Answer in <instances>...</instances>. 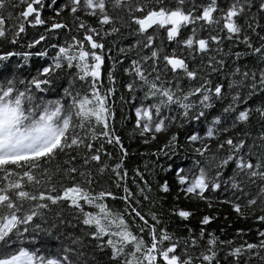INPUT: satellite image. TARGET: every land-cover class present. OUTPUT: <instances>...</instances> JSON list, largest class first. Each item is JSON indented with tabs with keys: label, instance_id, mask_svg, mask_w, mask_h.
Instances as JSON below:
<instances>
[{
	"label": "snow or ice",
	"instance_id": "6c2138e0",
	"mask_svg": "<svg viewBox=\"0 0 264 264\" xmlns=\"http://www.w3.org/2000/svg\"><path fill=\"white\" fill-rule=\"evenodd\" d=\"M0 70V264H264V0H0Z\"/></svg>",
	"mask_w": 264,
	"mask_h": 264
},
{
	"label": "trees",
	"instance_id": "16d2710c",
	"mask_svg": "<svg viewBox=\"0 0 264 264\" xmlns=\"http://www.w3.org/2000/svg\"><path fill=\"white\" fill-rule=\"evenodd\" d=\"M33 30H29V35H31ZM16 50H21L19 48H17ZM20 58L19 57H13L11 58V62L9 63V71L11 69V65L12 63H15L17 61H19ZM42 61L40 60V58H36V57H33L31 59V66H32V69H35V67L38 65V64H41ZM106 66H107V61H105V65L102 66V75H104L106 73ZM25 75L28 74V70H25L24 73ZM0 75H3V70H0ZM116 75H117V80H118V84H117V88L119 89V81H122L123 79V74L117 70L116 71ZM123 90L122 89H119V91L116 93V96L114 97L115 99L118 100L121 92ZM122 107V105H120L119 103H117L116 105V115H115V126H116V129H117V132L118 134H120L122 136V138H124V142L126 145H130L129 147V157L126 159V166L128 165H133V166H137V165H142L143 161L139 155L140 152H144V151H150L152 149L155 148V144H151V145H143L141 143H139V140L138 139H134V140H128L127 139V133L128 131L131 130V127H132V124H131V121L133 120V116H134V113L132 112V109L131 107L129 106H123V112H124V115L127 117V119L125 120H121V112H120V108ZM135 153V154H133ZM146 159V157H145ZM199 207H203V205H198ZM220 211L222 213H225V214H228L229 217L231 216L230 212L223 206H221L220 208ZM221 224H227L228 221L226 220H222L220 221ZM192 224L195 225L196 224V220L193 219L192 220ZM215 226V225H213ZM56 244V241L55 240H52L50 241V245L51 246H55Z\"/></svg>",
	"mask_w": 264,
	"mask_h": 264
}]
</instances>
